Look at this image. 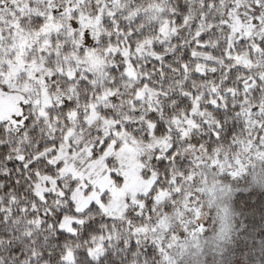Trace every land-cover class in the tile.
Returning a JSON list of instances; mask_svg holds the SVG:
<instances>
[{
    "label": "snow or ice",
    "instance_id": "snow-or-ice-1",
    "mask_svg": "<svg viewBox=\"0 0 264 264\" xmlns=\"http://www.w3.org/2000/svg\"><path fill=\"white\" fill-rule=\"evenodd\" d=\"M0 264H264V0H0Z\"/></svg>",
    "mask_w": 264,
    "mask_h": 264
}]
</instances>
